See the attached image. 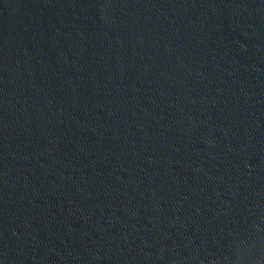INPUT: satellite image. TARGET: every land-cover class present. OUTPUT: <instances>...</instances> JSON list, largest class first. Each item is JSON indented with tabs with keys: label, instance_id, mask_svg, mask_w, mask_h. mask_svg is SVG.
I'll list each match as a JSON object with an SVG mask.
<instances>
[{
	"label": "water",
	"instance_id": "water-1",
	"mask_svg": "<svg viewBox=\"0 0 264 264\" xmlns=\"http://www.w3.org/2000/svg\"><path fill=\"white\" fill-rule=\"evenodd\" d=\"M0 264H264V0H0Z\"/></svg>",
	"mask_w": 264,
	"mask_h": 264
}]
</instances>
